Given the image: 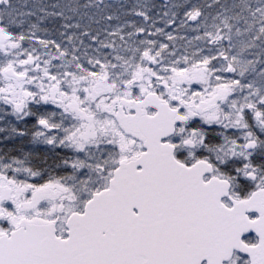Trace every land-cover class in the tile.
I'll return each instance as SVG.
<instances>
[{
    "label": "snow or ice",
    "instance_id": "obj_1",
    "mask_svg": "<svg viewBox=\"0 0 264 264\" xmlns=\"http://www.w3.org/2000/svg\"><path fill=\"white\" fill-rule=\"evenodd\" d=\"M0 264H264V0H0Z\"/></svg>",
    "mask_w": 264,
    "mask_h": 264
}]
</instances>
